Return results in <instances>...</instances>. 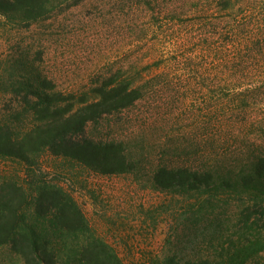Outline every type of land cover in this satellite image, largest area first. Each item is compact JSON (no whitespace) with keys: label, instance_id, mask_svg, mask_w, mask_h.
Masks as SVG:
<instances>
[{"label":"rangeland","instance_id":"374dc122","mask_svg":"<svg viewBox=\"0 0 264 264\" xmlns=\"http://www.w3.org/2000/svg\"><path fill=\"white\" fill-rule=\"evenodd\" d=\"M223 4L69 0L28 25L0 15V126L16 133L33 126L32 106L45 90L66 96L90 93L98 81L119 71H140L171 83L172 90L159 87L160 92L147 94L133 106L89 122L83 133L95 140L125 141L140 161L137 172L103 175L46 150L29 174L25 163L0 157V185L7 180L23 184L30 200L24 208L26 223L44 231L50 246L78 247L85 235L54 232L38 220L36 198L42 186L63 190L74 199L92 235L106 241L125 264H157L167 256L183 262L218 261L264 235L262 195L163 191L152 181L162 165L196 167L201 157H210L205 144L219 132L216 127L207 134L197 130L195 122L202 114L191 111L211 107L207 101L212 96L227 92L221 87L209 92L194 81L201 74L204 86H221L215 80L217 75L223 78L218 71L222 61L204 42L213 46L220 41V29L214 30L213 23L226 21ZM223 51L227 57L235 52L232 46ZM0 264L24 261L5 245ZM247 264H264V251Z\"/></svg>","mask_w":264,"mask_h":264},{"label":"trees","instance_id":"16d2710c","mask_svg":"<svg viewBox=\"0 0 264 264\" xmlns=\"http://www.w3.org/2000/svg\"><path fill=\"white\" fill-rule=\"evenodd\" d=\"M215 1L224 3L226 21L213 23L214 30L220 29V41L213 46L206 40L204 43L222 61L218 71L223 78L217 75L215 80L221 86H204L201 74L195 75L194 81L200 89L214 93L221 87L227 92L212 96L207 101L211 107H200L191 114H202L200 122H195L197 130L207 134L216 127L219 133L208 139L205 146L210 157H201L199 166L162 165L154 170L152 181L163 191L201 195L255 192L264 196V0ZM67 3L69 0H0V15L28 25ZM227 46L235 50L228 57L223 51ZM169 81H159L157 76L148 78L140 71H119L98 81L90 93L66 96L55 90L40 92L32 106L35 121L29 130L16 133L7 125L0 126V157L25 163L29 174L46 150L103 175L137 172L140 161L125 141L95 140L83 133L89 122L129 108L147 94L160 92L159 87L172 90ZM250 135L261 140L252 141ZM42 187L36 198L38 220L54 232L78 238L85 235L83 243L70 248L50 246L43 238L44 231L39 233L36 225L26 223L24 208L30 200L23 184L7 180L0 185V248L11 245L24 264H125L106 241L92 235L74 199L63 190ZM262 251L264 235L235 247L228 257L218 261L183 262L167 256L157 264H247Z\"/></svg>","mask_w":264,"mask_h":264}]
</instances>
